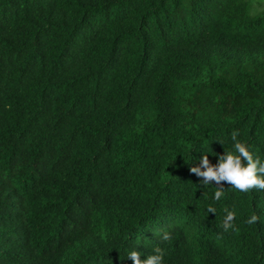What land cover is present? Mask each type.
Wrapping results in <instances>:
<instances>
[{
	"label": "trees",
	"instance_id": "obj_1",
	"mask_svg": "<svg viewBox=\"0 0 264 264\" xmlns=\"http://www.w3.org/2000/svg\"><path fill=\"white\" fill-rule=\"evenodd\" d=\"M234 130L264 161V0H0V264H264V191L189 170Z\"/></svg>",
	"mask_w": 264,
	"mask_h": 264
},
{
	"label": "clouds",
	"instance_id": "obj_2",
	"mask_svg": "<svg viewBox=\"0 0 264 264\" xmlns=\"http://www.w3.org/2000/svg\"><path fill=\"white\" fill-rule=\"evenodd\" d=\"M238 130L231 133V139L234 142V152L227 151L223 154H217V162L212 164L207 155H202L199 160V166L191 167L189 170L198 178L203 186L215 184L216 191L214 200L219 201L225 196V184L228 188H234L241 193H248L253 190L264 191V161L259 157H254L249 146L237 139ZM226 215L223 218L222 229L224 232L229 230L236 231L234 220L236 212L234 210L224 209ZM208 213L215 215L216 209L209 206ZM260 217L257 214L251 215L246 221L247 224L258 223ZM218 238H221L218 236ZM171 234L164 232L161 236L162 241H169ZM153 253L146 259H140L141 253L133 250L128 257L132 264H163L165 255L164 250L157 246Z\"/></svg>",
	"mask_w": 264,
	"mask_h": 264
}]
</instances>
